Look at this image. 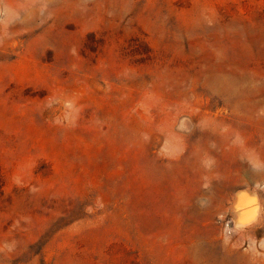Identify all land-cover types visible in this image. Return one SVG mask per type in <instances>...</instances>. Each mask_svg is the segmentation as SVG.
<instances>
[{"label": "rangeland", "instance_id": "obj_1", "mask_svg": "<svg viewBox=\"0 0 264 264\" xmlns=\"http://www.w3.org/2000/svg\"><path fill=\"white\" fill-rule=\"evenodd\" d=\"M0 264H264V0H0Z\"/></svg>", "mask_w": 264, "mask_h": 264}]
</instances>
